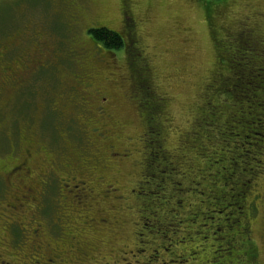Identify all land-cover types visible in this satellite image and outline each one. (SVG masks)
Masks as SVG:
<instances>
[{
	"label": "rangeland",
	"instance_id": "374dc122",
	"mask_svg": "<svg viewBox=\"0 0 264 264\" xmlns=\"http://www.w3.org/2000/svg\"><path fill=\"white\" fill-rule=\"evenodd\" d=\"M70 1L75 3L74 13L79 15L76 16V21L56 0H0V49L4 46L9 47L6 63L11 67L10 73H12L11 80H7L6 83L0 80V161L20 154L23 135L33 139L32 145L35 149L45 147L47 154L53 159L61 158L66 163L73 160L72 157L76 156L78 149L86 147L84 143L87 139L84 135L82 118L88 115L86 109H89V106L79 102L76 104V100L84 97L81 90L68 89L70 88L68 83L77 74L83 80L92 78L95 84L100 78L99 73L92 69L89 60L86 59L87 54H94V50H91V53L88 50L80 53L84 51L80 49L87 44L86 42H91L88 34L85 33V28L92 25L96 19L105 20L116 30L126 31L130 21L132 31L139 36L142 52L146 59H149L152 76V88L149 89L153 91L157 100L161 97L167 100L166 105L162 106L164 114L161 128L163 131L164 127L166 147L170 154L176 152L174 150L179 145L180 133L190 128L191 121L202 107L204 100L206 104L201 108V112H205L203 118L194 125L195 128H191L190 133L187 132L183 136L184 142L180 145V151L172 158L178 168L167 182L169 184L173 182V189L164 190L160 183L162 172H159V169L167 167L169 160H161L158 153L154 155L152 149L146 147L150 155L148 165L146 153L137 145L138 150L134 152V156L136 160H140V163L132 167L130 175L126 178H130L129 186L133 185V180L139 177L140 171H143L147 175L143 179H150V184L144 186V191L137 190L145 203L149 202L151 197L173 210L177 200L184 199L181 203L186 204L185 213H174L180 220L179 223L176 222L177 226L174 228H178L177 233L180 236H186L187 243L191 242L189 239H193L196 244H206L201 239L202 233L204 238H209L212 233L216 234L218 221L223 222L227 229L228 225H231L232 229H228L230 232L236 231L237 228L241 229L243 220L244 223L248 222L253 231L251 241L255 243L259 259L264 263V173L254 179L259 171L254 163L244 166L246 169L234 167L235 172L247 171L251 175V177L244 176L245 184L254 183L251 186L252 195L249 197L246 195V202L240 204L243 207L235 205L238 202L239 189L232 194V186L227 187L230 198L225 199V202L231 206L221 202L216 206L208 204L207 201L201 203V197L197 192L187 193L188 188L179 189L188 186V183H191L190 187L199 181L198 189H206V192L200 191V193L208 200L220 188L218 180L222 177L221 173H227L226 165L217 168V164L221 161L224 163L225 159L208 158L206 168V161L201 157L207 158L208 155L215 157L216 151L219 152L218 144L220 148V145L225 146L228 143L218 140L221 135L219 131H215V124L220 119L215 118L213 109L220 110L223 103H228V113L233 114L238 109L247 112L245 121L248 130L242 140L245 144V153H250V143L262 139L256 135V132L261 130L259 123L264 113V83L261 82L264 81V53L257 50L259 54H256L252 41L247 40L249 34L236 35L233 40L226 37L228 42L223 46L219 45L220 37H214V43L212 34L216 35L218 24L221 26L228 24L232 31L240 30L249 22L248 17L253 14L255 16L258 12L264 13V0H216L215 4L209 3L213 0H128L130 5L126 0ZM124 4L131 11L129 21L127 10L123 14ZM82 10L84 11L81 12ZM40 26L46 31L48 46L51 47L53 55L56 51L59 56H47L48 60H44L39 64L41 66L38 70L32 72L31 66L25 64L22 68V64L15 59L27 53L32 47L35 43L33 30ZM18 35H24L23 39L16 37ZM79 41L81 45L78 44ZM238 46H241L242 50ZM234 50L239 55L235 62L231 53ZM239 50L244 51V54ZM128 58L124 50H120L114 54V58L108 60L111 64L114 63L117 77H122L120 86L113 90V109L116 118L124 123V131L139 138L142 133L145 136L149 124L142 120L143 114L142 117L140 116L143 110H138V105L137 108L134 106L135 102L131 104L126 94L128 92L132 94L134 100H139L140 104H143L145 95L138 88L135 93L131 90L126 92V89L127 84L134 80L133 76L138 79L136 71L133 70L135 66L132 65L141 63L137 61L138 59H134L135 57ZM93 65L96 67L94 62ZM145 74L147 75V72ZM14 79H17L15 83L12 81ZM208 84L209 87H206ZM60 97H67L68 109L67 107L63 109L66 114H62L56 107ZM143 106L146 108V105ZM68 114L71 117L68 118L66 116ZM216 115L219 117V113ZM150 136L151 133H148L149 147H151ZM214 139L217 145L212 146L210 143ZM257 146L258 144L255 148ZM84 155L94 159V152L90 151V156L84 152ZM228 157L229 154L226 153V158ZM141 160L144 161L143 165ZM159 162L164 165L159 166ZM200 173L209 174L208 177L212 181L210 190V180ZM149 190L152 193H149ZM170 193H174L176 197L168 202ZM11 200L8 181L0 178V232L8 239L10 237L1 230V227L7 224L5 219H8L6 215H9L10 211L7 205ZM57 200H59L58 189L56 187L49 189L45 198V203L50 208L47 212L49 218L58 215L57 206L52 208V202ZM251 204L253 213L244 218V213ZM196 205H200L205 211L204 214L210 216L215 215L214 211L222 210L216 213L217 220H214L210 228V235L207 233V227L212 221L210 216L205 217L203 221L199 216L191 223L192 227L186 226L185 221L182 222L184 220L181 219L182 216L184 218L190 215L195 207L197 209ZM226 230L220 229L217 233ZM12 246L11 243L13 249Z\"/></svg>",
	"mask_w": 264,
	"mask_h": 264
},
{
	"label": "flooded vegetation",
	"instance_id": "af4514ba",
	"mask_svg": "<svg viewBox=\"0 0 264 264\" xmlns=\"http://www.w3.org/2000/svg\"><path fill=\"white\" fill-rule=\"evenodd\" d=\"M56 1L67 9L66 11L72 19L77 20L76 16L79 15L74 13L76 12L73 7L75 6L74 2L70 0ZM126 10L129 14V21L131 11L124 4L123 14ZM252 16L248 17L249 22L245 23L240 30L232 31L227 24L221 26L220 33L230 37L231 40L235 39L236 35L249 34L247 40L252 41L251 44L254 46L256 54H259L257 50L264 53V13L258 12L257 15ZM102 21L105 20H96L95 23ZM129 23V26L132 27V23L130 21ZM131 27L129 32L125 31L126 42L132 44L136 42L140 45L139 36L132 31ZM90 28V26L85 28V33L88 35ZM33 34L35 43L27 53L25 52L21 57L15 59L22 64V68L25 64L31 66L32 72L38 70L41 66L39 64L44 60L47 61L50 55H53L51 47L48 46L45 29L41 26L34 28ZM16 37L23 39L24 35ZM131 39L134 41L131 42ZM90 40L91 42H86L87 44L80 49L84 50L80 53L87 50L91 53V50H94V54H87L86 59L89 60L92 69L99 73L98 82L95 84L94 80L88 77L83 80L77 74L68 83L70 85L68 89L81 90L84 93V97L75 101L76 104L79 102L89 106V109H86L88 115L82 118L84 135L87 139L84 144L87 148L78 149L76 156H71L73 160L66 163L61 158L53 159L51 155L47 154L45 147L35 149L32 145L33 139H30L28 135H23L21 138L23 147L20 154L14 158L11 156L0 161V178L8 181L12 199L7 205L10 209L9 215H6L8 219H5L7 224L5 227H1V230L5 231L10 238H6L4 233L0 232V264H264L259 259L257 249L251 241L253 231L248 222L244 223L243 220L241 229L237 228L236 231L230 232L231 225H228V230L223 222L218 221V226L215 229L216 234L210 235V228L214 220H217L216 213L222 210L214 211L215 215L210 216L204 214L205 211L200 208V205H196L197 209L195 207L190 215L188 214L184 218L182 216L181 219H184L182 222L185 221L186 226L192 227L191 223L199 216L201 221L210 216L212 221L207 227L210 237L204 238L202 233L201 239L206 244H196L192 241L193 239H189L191 242L187 243L186 236H180L177 233L178 228H174L177 226L176 222H180L174 213H185L186 204L181 203L184 199L179 198L173 210L166 204L153 200L150 196L149 202L145 203L137 190H143L146 184H150V179H143L144 176H147L143 171L139 173L140 178L132 179L134 183L129 186L130 178H126L130 175L132 167L140 163V160H136L134 156V152L138 150L136 145L146 153V156L149 154L141 146V143L148 140V133H151L150 143L152 140L153 143L154 138L162 131V115L164 114L162 106L166 105V101L163 97L156 100L157 103L159 100L161 103H155L156 109H153L155 117L145 118L143 115L142 120L149 124L145 136L143 133L139 138L128 135L124 131V123L116 118L113 109V90L118 88L122 81V77H117L114 63L111 64L108 61L110 58H114V55L97 51L96 43L92 39ZM78 44L81 45V42L79 41ZM9 52L10 49L7 46L0 49V80H4L5 83L12 78L11 67L6 63V56ZM231 53L239 56L236 50ZM242 54L244 53L242 52ZM53 56L58 57L59 54L55 51ZM82 58L84 59V57ZM143 59V65L140 64L138 70L142 73L145 86L142 84L144 81H140L139 78L135 79L133 76L136 74L135 72V74L132 73L134 80L127 84L126 92L131 90L135 93L137 88L141 92L143 90L145 92L152 88L149 59L147 60L146 57ZM13 72L15 73V71ZM12 81L15 83L17 79ZM261 82L264 83L263 80ZM126 95L130 103L134 104L135 102L134 106L137 108L138 105V110H140L139 100H134L129 92ZM66 100L67 97H60L56 102V107L62 114H66V111L63 110L64 107L68 109ZM66 116L71 117L69 114ZM66 116L63 115L65 119ZM140 116L142 117V113ZM182 142L175 148L176 152L172 154L169 153L164 138L156 141L157 144L152 146L154 155L158 153L161 160H169V163L166 164L167 167L159 169V172H162L160 183L164 190L174 187L173 182L169 184L167 179L178 168L174 165L175 160L172 158L179 153L180 149H177ZM240 143L242 144L240 149H245V144ZM256 144H258L256 148L259 155L256 157L258 161L256 162L254 159L251 163H254L259 171L258 176L254 179L264 173V137L262 136V139H259V143ZM90 151L94 152V159L84 155L85 152L90 156ZM201 157L205 158V156ZM141 162L143 165L144 161L141 160ZM149 162L150 159L147 158L148 165ZM158 165L163 166L164 164L159 162ZM200 174L209 179V174ZM244 176L247 177V175L238 172L230 175V185L234 192L239 189L238 202L235 204L239 207H243L240 204L246 202V195L249 197L253 193L251 186L254 183L252 185L245 184ZM209 180L210 190L212 181ZM236 180L237 183H235ZM199 184L200 182L197 181L190 187L188 185L179 189L188 188L187 193L197 192L200 194L201 203L207 201L208 204L214 206H216V201L227 203L225 199L230 198L227 190L223 193L221 187L224 185L220 183V188L213 196L215 199L216 194L220 193L222 197L211 204L209 199L206 200L202 197L200 191L206 192V189H198ZM54 187L58 189L59 200L52 202V208L57 206L58 215L55 218H49L47 212L50 208L47 207L45 198L49 189ZM150 192L152 193L149 190ZM175 192L177 194V190ZM170 194L168 202L171 198L176 197L174 193ZM213 196L209 198L212 199ZM163 202L167 203V201ZM227 205L229 204L227 203ZM252 207L251 204L247 207L248 210L245 209L244 218L247 215H252ZM139 211L140 214H138ZM236 220H238L237 217ZM220 229L227 230L217 233ZM220 254L222 256L219 257Z\"/></svg>",
	"mask_w": 264,
	"mask_h": 264
},
{
	"label": "trees",
	"instance_id": "16d2710c",
	"mask_svg": "<svg viewBox=\"0 0 264 264\" xmlns=\"http://www.w3.org/2000/svg\"><path fill=\"white\" fill-rule=\"evenodd\" d=\"M218 1H220V0H218ZM209 3L215 4L216 0L210 1ZM95 21L92 23V25H90L91 28L89 30L88 38L92 39L96 43L95 47L98 51H102L103 53H106L108 55L113 56L117 51L124 50V54H126L127 58L128 57H135L134 59H138L137 61H139L142 64V60H144L143 58L145 57L144 54L141 52L142 47L136 42L134 44L126 42V34L124 33L125 31L119 30V29L116 30V29L112 28L106 21H102V22H98V23H95ZM128 25H130V24H127V30H129V28L131 27ZM221 31H222L221 25L218 24V27L215 30L216 35L214 36V34H212V38L214 40V43H215L214 37L217 36V37H220V39H219V45L220 46L227 45V43H226V42H228V40L226 39L227 36H224V35L221 36L220 34H223V33H220ZM130 41L132 42L134 40L131 39ZM126 43H129V44H126ZM238 47H240V49L242 50L241 46H238ZM241 50H239V51H241ZM241 52L244 53V51H241ZM233 56H235V55H233ZM235 59H236V56H235ZM128 60H129V58H128ZM138 65H139V63L137 65H132L133 67L135 66V69H133V70H134V72L136 71V74H137V77L139 78V80L144 81L142 73L140 72V70H138L139 69ZM142 84L145 86V81ZM209 85L210 84L206 85V87L207 86L209 87ZM142 93L145 95V99H144L143 104H140V106H139L140 111L143 110L142 114L145 116V118L155 117V113L153 112V109H156L155 103H157L156 102L157 99L154 96L153 91L151 89H147L145 92L143 90ZM202 96H203V94H202ZM165 101H167V100L165 99ZM159 102L161 103L160 100H159ZM205 104H206V100H204L203 104L201 105L202 106L201 108L205 107ZM227 104L223 103V107L220 110H214L213 109V112H212L214 114L215 118L220 119V121L219 122L216 121L217 123L215 124V126H216L215 131H219V135H221V136H219L218 140L220 139L222 141L228 142L226 144L224 143L225 146L220 145V148H219V144H218V149H219L218 151L219 152L216 151V156L213 158V159L220 160V157H221V158L225 159L224 163L221 161V163L217 164L218 165L217 168L218 167L223 168L222 167L223 165H226L228 168L227 173H221L222 177L219 178V182L224 185V187H221V188H223V193L226 192L228 186L229 187L232 186V185H230V174L232 175V174L238 172V173H242L244 175H249L247 173V171H245V172L236 171L235 172L234 167L238 166V167L244 168V166L250 165L251 162H253L254 159H256V157L259 156L257 153V149L255 148L256 143H259V141L258 142L255 141L253 143H250L251 144L249 147V148H251L250 153L249 152L245 153L246 151H243L242 149H240V146L242 145L240 142H243L242 140H244L243 139L244 133L247 134L246 131L248 130V128H247L248 125H246L247 122L245 121L246 116H247V112L245 110L238 109L237 111H234L233 114L228 113V110H227L228 105ZM143 105H146V108ZM201 108L198 110V112L195 113L196 115L194 116V118L191 121L190 128L188 130H186L185 132H183L182 134L180 133L181 137H180L179 143H181L182 141L184 142L183 136L187 132H189L192 127L195 128L194 125H196V123L201 118H203L205 112H201ZM217 113H219V117L216 115ZM233 124H235V125H233ZM259 124H260L259 127H261V130L256 132V135L259 137H262L264 134L263 118ZM234 127L236 128V131H235ZM162 132H163V134H162ZM163 138L166 139V136L164 135V129H163V131H160V134L154 138L153 143H152L153 140L151 141V143H150L151 147L148 146V143H149L148 140L143 141L141 143V146L144 147V150H146L148 152L146 147L149 148V150L150 149L153 150V148H152L153 144H155L156 141H160ZM215 140L216 139H214L210 143L212 146H213V144L217 145L216 143H214ZM204 144H207V143H204ZM232 145H235V146H232ZM238 145H240V146H238ZM179 148H180V146H179ZM179 148L177 150H179ZM259 151H260V149H259ZM226 153L229 154L228 159L226 158ZM149 157H150V155L147 154L148 159H149ZM257 161H258V159H256V162ZM244 169H246V168H244ZM229 171H230V174H229ZM234 193L235 192L233 190L232 194H234ZM198 196H200L199 193H198ZM216 196L217 197L215 199H214V196L212 199L209 198V202L211 204H213L215 200H218L220 197H222V194L219 193V194H216ZM217 203H219V201H216V205H217ZM245 236H247V235H245ZM253 244L255 245V243H253ZM255 247H256V245H255Z\"/></svg>",
	"mask_w": 264,
	"mask_h": 264
}]
</instances>
